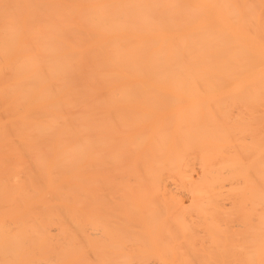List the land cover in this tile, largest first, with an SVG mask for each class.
I'll use <instances>...</instances> for the list:
<instances>
[{"label": "bare ground", "instance_id": "1", "mask_svg": "<svg viewBox=\"0 0 264 264\" xmlns=\"http://www.w3.org/2000/svg\"><path fill=\"white\" fill-rule=\"evenodd\" d=\"M0 264H264V0H0Z\"/></svg>", "mask_w": 264, "mask_h": 264}]
</instances>
